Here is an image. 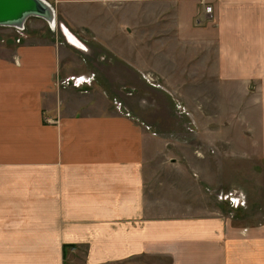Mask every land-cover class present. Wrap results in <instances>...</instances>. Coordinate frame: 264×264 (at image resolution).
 Returning <instances> with one entry per match:
<instances>
[{
	"label": "crops",
	"instance_id": "1",
	"mask_svg": "<svg viewBox=\"0 0 264 264\" xmlns=\"http://www.w3.org/2000/svg\"><path fill=\"white\" fill-rule=\"evenodd\" d=\"M53 1L61 15L75 5L66 13L84 48L67 43L89 61H70L46 30L45 42L27 39L18 49L22 62L6 68L25 84L35 78V100L11 109L34 112L38 133L53 140L24 142L17 158H0V264L71 263L72 246L86 248L84 264H264V223L236 224L216 212H151L148 145L165 140L141 120L163 130L162 106L171 117L178 87L196 88V105L188 90L180 99L197 118L207 114L204 88L264 89V0H208L211 20L200 0ZM141 41L148 67L136 62ZM93 55L120 62L105 70ZM91 75L86 85L99 87L92 93L58 86L60 78ZM140 86L150 94L147 112L137 105L141 94L121 90L126 106L117 110L106 89Z\"/></svg>",
	"mask_w": 264,
	"mask_h": 264
},
{
	"label": "rangeland",
	"instance_id": "2",
	"mask_svg": "<svg viewBox=\"0 0 264 264\" xmlns=\"http://www.w3.org/2000/svg\"><path fill=\"white\" fill-rule=\"evenodd\" d=\"M48 1L56 11V27L37 17L29 18L22 31L12 27H0V158H17L24 142L36 144L53 140L51 134L47 136L38 133L34 112L11 109L12 104L21 105V100L26 103L36 97L35 92L33 95L36 87L34 77L28 79L25 84L20 75L9 74L6 70L9 63H18L19 47L26 43L27 39L34 43L45 42V32L48 30L55 32V40L62 42L60 46L65 50L63 54L69 57L70 61H89L83 54L69 51V43L72 41L63 28L66 26L73 34L72 29L75 28L66 12H75V5L69 4L66 8H61L66 14L61 15L56 3L53 0ZM146 26L147 32L148 25ZM139 46L143 54L135 56L139 58L136 62L141 61L148 67L150 55L147 52V41H141ZM96 59L105 70L108 66L119 65L120 62L117 56L98 55ZM127 61L129 59L126 58V65ZM105 64L107 67H104ZM144 73L140 72L139 76ZM61 79H58V86H68L63 84L64 79ZM86 84H92V81H83L77 87L71 83V86L79 88L82 94L88 90V93H92L93 89L99 88ZM146 86L149 87L148 84ZM106 89L114 93L111 94V99L117 110L125 111L126 104L116 94L121 90L126 92V96L141 94L135 96L142 98L137 99V105L141 104L147 112L150 98L147 88L140 86V92L137 87ZM174 90L179 99H173L174 113L171 117L168 116L171 112L164 110V104L162 106L163 130L155 131L149 119H141L148 124L147 129H153V135L165 140L158 139L156 145L155 142L148 145L152 149L146 162L145 193L151 212L156 215L171 211L216 212L236 224L264 223V99H261L264 89L248 88L247 91L246 88L238 87H217L214 90L204 88L207 114L200 118H197L199 113L196 108H187L180 99L182 91L188 90L196 105V88L178 87ZM48 97L51 102V93ZM115 100L121 103L120 107ZM177 104L183 105L184 109L179 108ZM52 122V118H44L45 125L52 126ZM85 251L83 246L68 247L71 263L66 261V264H84ZM150 260L144 258L141 261L130 260L122 264L155 263L149 262Z\"/></svg>",
	"mask_w": 264,
	"mask_h": 264
},
{
	"label": "water",
	"instance_id": "3",
	"mask_svg": "<svg viewBox=\"0 0 264 264\" xmlns=\"http://www.w3.org/2000/svg\"><path fill=\"white\" fill-rule=\"evenodd\" d=\"M31 17L56 20V11L48 0H0V27L23 28Z\"/></svg>",
	"mask_w": 264,
	"mask_h": 264
},
{
	"label": "built area",
	"instance_id": "4",
	"mask_svg": "<svg viewBox=\"0 0 264 264\" xmlns=\"http://www.w3.org/2000/svg\"><path fill=\"white\" fill-rule=\"evenodd\" d=\"M200 1L204 5V14L206 15V18L211 20L213 18V6L207 2L208 0H200ZM16 29H18V31H22V30H24V27L23 28H16ZM93 79H94V76H92V75L89 76L88 78H85L82 76H71L69 78L64 79L63 84L69 85V84L73 83V85L75 87H77L83 81L90 83ZM115 103L118 104L119 107L121 106V103L119 101L115 100ZM177 106L179 108L184 109L183 105L177 104ZM185 110H187L186 107H185Z\"/></svg>",
	"mask_w": 264,
	"mask_h": 264
},
{
	"label": "bare ground",
	"instance_id": "5",
	"mask_svg": "<svg viewBox=\"0 0 264 264\" xmlns=\"http://www.w3.org/2000/svg\"><path fill=\"white\" fill-rule=\"evenodd\" d=\"M48 22H49V23L51 24V26H53V27H56V26H57V21H56V20H54V21H48ZM24 27H25V25H24ZM63 28H64L65 32L68 34L70 40H71L74 44L78 45V46L81 47V48H84V45H83L81 42H79V40H78V39L72 34V32H71L66 26H64Z\"/></svg>",
	"mask_w": 264,
	"mask_h": 264
}]
</instances>
